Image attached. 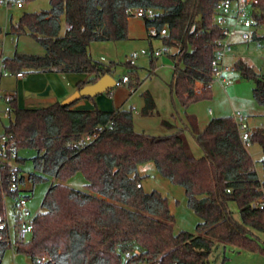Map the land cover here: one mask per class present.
<instances>
[{
    "label": "trees",
    "instance_id": "16d2710c",
    "mask_svg": "<svg viewBox=\"0 0 264 264\" xmlns=\"http://www.w3.org/2000/svg\"><path fill=\"white\" fill-rule=\"evenodd\" d=\"M49 1L48 9L24 12L10 31L17 36L31 34L43 46V55L16 52L3 58L0 43V57L12 73L91 75L87 82L79 81L80 86L96 82L105 73L115 74L117 63L94 60L90 44L129 39V10L152 8L155 17L144 20L147 32L151 26L166 28L167 34L156 38L162 39L165 52L176 48L170 54L171 93L184 108L212 97L213 61L222 37L215 23L220 0ZM254 16L258 25H264V0H257ZM126 65L132 82L136 64ZM235 67L242 77L254 81V98L264 106V73L243 59ZM142 96L141 113L160 115L151 92L145 90ZM73 104L23 108L16 99L11 103L7 133L20 149L37 151L28 179L34 186L54 180L42 211L33 219L31 238L15 245L17 253L25 254L32 264H209L219 243L264 253V240L257 233L264 234V209L251 207L252 201L264 196V178L248 149L249 142H258L264 165L263 128L252 129L244 140L234 116L212 118L199 129L195 116L178 127L173 114L161 119L169 133L155 135L135 129L132 108L82 110L71 108ZM187 133L193 135L202 156L192 153ZM147 162L185 189L188 207L201 220L196 233H175L168 197L156 189L145 191L138 167ZM79 172L87 180L88 192L64 183ZM21 182H26L25 176ZM8 185L5 179L6 189ZM233 201L240 219L230 208ZM4 212L0 200V214ZM10 247L0 241V264Z\"/></svg>",
    "mask_w": 264,
    "mask_h": 264
},
{
    "label": "rangeland",
    "instance_id": "374dc122",
    "mask_svg": "<svg viewBox=\"0 0 264 264\" xmlns=\"http://www.w3.org/2000/svg\"><path fill=\"white\" fill-rule=\"evenodd\" d=\"M10 2V8L4 7L0 10V43L2 49V57H12L18 53H32L43 55L45 50L40 43L29 33L17 36L11 33V24L16 23L24 12H34L50 8L49 0H4ZM21 2L23 7H17V3ZM129 25L140 30L141 38L128 39L124 41L110 42L98 41L92 42L89 46V53L94 60L109 63L114 61L117 63L115 75L117 77L129 74V67L126 65L129 55L134 51L145 49L146 55L140 56L136 60L137 77L132 79L135 84L136 91L134 93V103L141 98V94L145 90L154 93L158 100L160 110L168 115L174 112L178 118L184 119L188 114H194L200 126L206 125L212 118L221 116H237L241 115L248 123L250 130L254 128L264 129V106L260 105L254 98L253 89L255 83L253 80L242 77L238 72L232 75V81L229 85L223 84L215 80L212 84V97L209 99H201L187 108H184L178 97L171 93L167 82L170 81L173 61L170 54L176 51V48L169 47L165 52V46L160 38L150 37L142 27L143 20L141 18H129ZM62 34L65 33L66 23L63 18ZM260 35L264 36V30L260 31ZM96 44V45H92ZM264 44V40H263ZM96 46V47H94ZM154 50L158 52L163 50L162 54L151 62L150 52ZM243 59L252 65L257 71L264 73V46L260 47L256 42H244L239 37L234 39L232 50L227 54L225 63L234 66L235 62ZM138 82V84H136ZM16 78L13 75L4 77L2 84L4 88H13ZM130 106V105H129ZM135 112V108H132ZM155 120L158 117H153ZM157 118V119H156ZM144 117L140 114L135 115V129L137 131H145L147 133H161L157 126H149L143 123ZM160 120V119H159ZM7 125L9 118L3 120ZM1 124V122H0ZM0 130L2 126L0 125ZM160 135V134H159ZM248 149L256 162V168L261 178H264V165L262 163L263 150L258 142L248 144ZM202 149L194 148V154L198 155ZM193 153V152H192ZM37 154L35 149H21L20 157L24 158L21 164L26 183L22 185L25 194L29 196L27 201V209L30 216L42 211V201L49 189L53 179L36 184L35 186L28 179L29 173L34 171L32 158ZM138 172L144 176L143 185L147 192L158 190L169 199L171 213L174 215L173 227L175 233L182 230L196 233V225L201 221L195 212L187 205L185 189L182 186L171 183L167 178L163 177L156 169L153 162H147L139 165ZM57 182L59 180H56ZM64 183L89 191L87 180L83 173L79 172L67 179ZM230 208L236 219H240L239 208L237 202L230 203ZM6 209L10 218V222L14 224L15 208L12 199H7ZM258 235L264 240V234L258 232ZM1 264H32L30 259L23 253H17L10 247L2 258ZM209 264H264V253L259 251H250L239 249L233 245H224L219 243L209 257Z\"/></svg>",
    "mask_w": 264,
    "mask_h": 264
},
{
    "label": "built area",
    "instance_id": "2783aa9c",
    "mask_svg": "<svg viewBox=\"0 0 264 264\" xmlns=\"http://www.w3.org/2000/svg\"><path fill=\"white\" fill-rule=\"evenodd\" d=\"M257 0H220L219 11L215 17V23L219 26L222 37L217 41L218 50L216 58L213 61L215 67V80L223 84L229 85L232 81V75L237 72L235 65L229 66L225 63L227 54L232 50L234 39L239 37L244 42H256L258 46L263 47L264 36L260 35V31L264 30V25H258L254 16V9ZM17 7H22L23 4L18 2ZM4 7L10 8V2L0 0V9ZM130 17L152 19L156 15V10L152 8H134L129 10ZM167 34V29L158 30L151 26L148 29L150 37ZM147 51L141 49L134 51L128 61L131 64H136V60L146 55ZM158 53L153 52L151 56H156ZM24 71L12 73L7 69L3 58L0 57V122L2 130H0V200L5 204V212L0 214V241L7 242L14 249L18 243L28 241L33 232V219L30 216V211L27 209L28 197L25 196L21 179L24 173L21 167L20 147L15 138L7 133L4 119L11 117V103L15 99L14 92H4L1 88L3 77L15 75L23 77ZM129 76L124 74L121 79L117 80V84L129 82ZM241 132L242 139L246 140L250 136V127L241 115L235 116ZM92 137H87L86 140H91ZM5 179L8 180V187H5ZM138 186H141L139 183ZM228 191H230L228 189ZM11 192L16 193L14 197ZM7 199H12L15 208L14 224L10 222V218L6 209ZM251 207L255 209H264V196L251 202ZM15 250V249H14ZM138 253V250H136ZM129 256V253H127ZM44 259V258H43Z\"/></svg>",
    "mask_w": 264,
    "mask_h": 264
},
{
    "label": "crops",
    "instance_id": "0c3cea01",
    "mask_svg": "<svg viewBox=\"0 0 264 264\" xmlns=\"http://www.w3.org/2000/svg\"><path fill=\"white\" fill-rule=\"evenodd\" d=\"M23 7V6H22ZM1 10V9H0ZM133 18V17H131ZM130 20V19H129ZM143 20V19H142ZM143 29L147 32V28L145 26V22L143 20L142 22ZM63 28V27H62ZM135 38H141V32L138 31L137 28L133 26V23H130V33H129V39H135ZM128 40V39H127ZM96 45V44H92ZM96 47V46H94ZM165 50V49H164ZM163 50H160L156 53H158L156 56H151L154 50L150 52V56L153 59H157L163 52ZM131 55V54H130ZM129 55V57H130ZM173 74V70H172ZM116 79H121L122 76L117 77L115 74H113ZM10 76V75H9ZM8 77V76H5ZM13 77L16 78V83L13 88H4L2 82H1V88L4 92H14L15 93V99L16 102L20 107L23 108H42V107H48L50 105H53L57 102H62L67 97L72 95L76 90L81 88L78 84L79 81L83 80L87 82L91 75L82 74V73H58V72H41V71H25V74L23 77H17L13 75ZM4 78V77H3ZM172 79V75L170 78V81ZM3 81V79H2ZM167 82V85L169 86V82ZM91 83V82H89ZM88 84V83H86ZM200 86V85H199ZM170 88V87H169ZM136 91V88L134 87V83L131 81L127 83H120L117 84L114 88L111 90L95 96V98H89V97H81L79 100L73 102L74 104L71 106L73 109H82V110H90L94 109L96 106L100 107L102 109H122V108H135L134 117L137 114H140L144 117L143 123L149 124V126H157V129L161 127L160 132L155 135H165L168 134L169 131L167 128H165L161 124L162 117H167L168 115L164 114L159 106H158V100L156 99L154 93L152 91L151 94L153 95L157 109L160 113V115H154V116H145L141 113V109L144 106V99L141 94V98L134 103V93ZM171 91V90H170ZM130 105V106H129ZM175 114L174 112L171 114ZM189 116H195L194 114H188L186 115L185 120L178 118L176 115V124L178 127H181L184 125V123L188 122ZM153 117H158L157 120H155ZM160 119V120H159ZM197 119V117H196ZM198 122V120H197ZM207 125V124H206ZM206 125L200 126L198 122L199 129H203ZM152 134V133H150ZM189 144L191 147V150L194 154V148L199 147L191 133H187ZM195 155V154H194ZM203 155V151L201 150L198 155H195L196 157H200ZM142 181V185H143ZM144 187V185H143Z\"/></svg>",
    "mask_w": 264,
    "mask_h": 264
},
{
    "label": "water",
    "instance_id": "95a60500",
    "mask_svg": "<svg viewBox=\"0 0 264 264\" xmlns=\"http://www.w3.org/2000/svg\"><path fill=\"white\" fill-rule=\"evenodd\" d=\"M116 85V77L111 73H105L96 82L88 83L76 90L72 95L63 100L62 103L71 104L84 96L95 97L111 90Z\"/></svg>",
    "mask_w": 264,
    "mask_h": 264
}]
</instances>
